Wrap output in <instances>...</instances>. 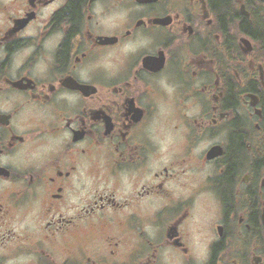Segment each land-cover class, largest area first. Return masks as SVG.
<instances>
[{
    "label": "flooded vegetation",
    "instance_id": "1",
    "mask_svg": "<svg viewBox=\"0 0 264 264\" xmlns=\"http://www.w3.org/2000/svg\"><path fill=\"white\" fill-rule=\"evenodd\" d=\"M0 264H264V1L0 0Z\"/></svg>",
    "mask_w": 264,
    "mask_h": 264
},
{
    "label": "water",
    "instance_id": "2",
    "mask_svg": "<svg viewBox=\"0 0 264 264\" xmlns=\"http://www.w3.org/2000/svg\"><path fill=\"white\" fill-rule=\"evenodd\" d=\"M264 1V0H263Z\"/></svg>",
    "mask_w": 264,
    "mask_h": 264
}]
</instances>
